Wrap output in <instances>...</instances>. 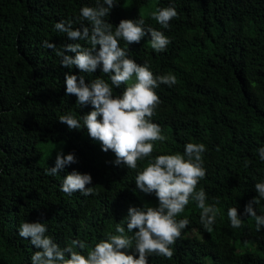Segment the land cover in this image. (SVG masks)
Wrapping results in <instances>:
<instances>
[{"label": "trees", "instance_id": "obj_1", "mask_svg": "<svg viewBox=\"0 0 264 264\" xmlns=\"http://www.w3.org/2000/svg\"><path fill=\"white\" fill-rule=\"evenodd\" d=\"M115 2L104 18L113 32L121 20L143 19L146 29L161 31L170 40L159 53L148 49L144 39L130 45L120 39V47L138 64L146 63L155 76L173 75L177 81L155 89L161 103L152 122L166 139L155 141L152 155L138 161L134 170L116 165L111 150L104 152L85 138L83 116L94 109L66 94L65 78L84 76L87 84L101 78L114 96L122 95L128 85L116 88L102 66L91 74L63 67V57L57 55L71 43L91 47L86 40H70L55 24L70 20L74 30L91 28L81 9L98 7L97 0H0V264H32L33 254L41 250L19 235L25 222L44 223L46 235L61 248L84 241V249H74L84 256L101 240L117 235L118 224L133 236L127 231L129 207L159 206L154 193L137 188V174L158 155H183L188 143L206 147V176L197 191L203 190L206 203L220 212L208 231L201 223L202 210L190 200L176 217L189 224L171 246L173 257L153 254L148 264H264V228L257 230L255 218L243 215L248 202L259 195L255 184L264 183V161L258 152L264 147V0H158L156 11L175 7L178 12L168 28L152 14L139 15L138 8L148 0H135L129 18L124 0ZM144 38L151 39L150 34ZM63 115L79 120L81 129L60 123ZM49 142H67L68 154L77 162L49 174L38 148ZM73 171L92 176L86 186L93 187L92 195L61 190ZM233 207L243 220L240 228H233L228 218ZM254 207L257 215H264V198Z\"/></svg>", "mask_w": 264, "mask_h": 264}, {"label": "clouds", "instance_id": "obj_2", "mask_svg": "<svg viewBox=\"0 0 264 264\" xmlns=\"http://www.w3.org/2000/svg\"><path fill=\"white\" fill-rule=\"evenodd\" d=\"M98 7H83L81 16L87 20L91 28L83 26L73 29L72 22L61 21L55 24V30L66 33L70 40H86L90 48H83L79 43L67 44L62 56L63 67H77L82 73H95L102 66L104 74H110L112 85L119 88L128 85L122 95H113V89L105 80L97 78L91 84L85 83L84 76L66 74V94L75 95L77 104L91 105L94 110L83 116V127L89 136L102 145V150H111L116 165H126L136 169L138 161L150 157L154 151L155 141H164L161 127L152 122L157 106L161 103L155 89L160 84L173 86L177 83L173 75L155 76L149 66L138 64L120 47L123 39L127 44L140 43L150 34L151 47L156 52L164 51L170 43L163 32L151 27H144V20H121L112 31V24L104 18L109 16L116 6L115 0H97ZM106 5V6H105ZM152 18L162 27L168 28L174 18H178L175 7H166L152 13ZM97 45L100 46L97 51ZM45 46L55 49V44L45 41ZM65 51L75 53V57L65 55ZM133 77L135 81L133 82ZM59 122L66 124L70 130L81 129L80 121L71 115L59 117ZM206 147L202 143H188L184 154L158 155L150 161L143 171L136 176L137 188L145 194H155L159 201L158 207H135L128 209L127 231L134 233L129 237L125 228L119 224L117 235H110L101 240L89 251L87 256L74 249L86 247L85 242L74 240L70 245H60L46 235L48 229L41 222L22 223L19 235L30 239L31 244L41 249L32 256V264H148V257L155 254L171 259L174 255L172 245L181 237L182 231L188 226V219L177 220L189 204L197 202L201 211V223L208 231L216 222L220 209L215 204L206 203V193L197 191L199 181L206 176L202 154ZM259 158L264 161V147L259 150ZM187 157V158H186ZM74 154L64 156L61 152L56 157L55 167L49 174L59 173L67 165L76 163ZM90 174L73 171L64 180L61 190L71 195L81 192L88 196L93 194ZM258 197H254L245 206L244 216L255 218L257 230L264 228V215H257L254 205L264 198V183L255 184ZM217 204L219 201L217 200ZM228 218L233 228H240L243 220L238 209H228ZM133 230H137L133 232ZM134 242V253L133 249ZM131 252V254H130ZM138 254V258L136 256Z\"/></svg>", "mask_w": 264, "mask_h": 264}, {"label": "rangeland", "instance_id": "obj_3", "mask_svg": "<svg viewBox=\"0 0 264 264\" xmlns=\"http://www.w3.org/2000/svg\"><path fill=\"white\" fill-rule=\"evenodd\" d=\"M158 0H148V5L138 8L137 12L143 18L148 15L156 12ZM136 7L135 0H124L123 2V10L125 17H131L134 9ZM144 43L147 45L148 49H153L150 44V39L143 38ZM135 78L133 77V82ZM85 138H91L87 133ZM92 139V138H91ZM98 145L102 146L99 141L94 140ZM38 148L42 151V157L40 160L41 164L48 163L50 168L55 167L56 157L59 153H63L64 156L68 154V143L67 142H49V143H40Z\"/></svg>", "mask_w": 264, "mask_h": 264}]
</instances>
